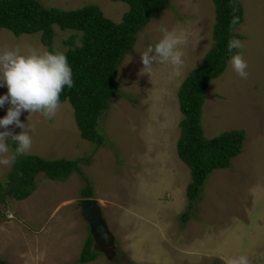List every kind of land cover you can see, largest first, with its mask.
<instances>
[{"label":"rangeland","instance_id":"374dc122","mask_svg":"<svg viewBox=\"0 0 264 264\" xmlns=\"http://www.w3.org/2000/svg\"><path fill=\"white\" fill-rule=\"evenodd\" d=\"M39 1L67 10L96 5L114 22L128 7L113 0ZM240 2L243 20L236 31L242 34L237 40L248 77L241 78L229 60L209 82L200 117L206 138L243 132L242 150L230 166L210 172L198 199L183 195L189 170L176 153L183 118L177 90L213 43L215 10L212 0H168L118 65L122 95L99 116L103 144L81 137L67 100L51 119L21 112V122L34 125L25 154L77 159L79 172L63 181L38 173L28 197L0 201V259L8 264H224L226 257L246 255L250 264H264V0ZM161 26L187 41L180 46L184 64L179 76L170 64L161 63L153 64L150 76L140 74L139 52L161 38ZM54 30L52 48L65 51L64 41L74 31ZM4 46L48 50L40 32L15 35L1 27L0 48ZM6 93V86L0 87V95ZM8 107H0V118ZM10 130L21 131L16 126ZM7 143L12 156L13 141ZM12 164H0L4 185ZM87 180L114 237L113 254L93 244L96 257L79 263L90 234L77 205ZM185 208L191 217L182 223L177 216Z\"/></svg>","mask_w":264,"mask_h":264},{"label":"trees","instance_id":"16d2710c","mask_svg":"<svg viewBox=\"0 0 264 264\" xmlns=\"http://www.w3.org/2000/svg\"><path fill=\"white\" fill-rule=\"evenodd\" d=\"M128 4L119 22L105 16L96 5H85L75 9L47 7L39 0H0V28H7L15 35L40 32V41L48 51H55L52 42L54 28L72 30L64 41L68 46L62 51L72 69L73 87L65 86L60 94V102L67 100L73 108L74 120L82 138L98 145L102 135L98 130L99 116L107 110L110 102L122 95L118 83V64L124 52L130 48L135 33L150 19L158 16L167 6L168 0H113ZM215 20L213 24V43L199 64L191 69L182 80L178 90V105L181 119L180 135L177 139V153L190 169L188 184L190 200L198 195L192 192L201 190L204 181L213 169L227 168L243 145L241 130H228L211 138H206L200 125L201 107L209 82L219 76L226 68L233 53L227 50L228 42L241 38L238 25L243 20V7L240 0H212ZM239 18L232 25V18ZM16 143L10 145L15 155ZM78 171V160L65 157L53 159L37 154L16 155L8 184L0 182V201L5 196L16 199L28 197L36 188L35 176L38 173L52 180L63 181L72 172ZM82 197L93 195L87 180L81 189ZM189 208L180 215L181 222L190 218ZM93 237L89 234L78 258L79 263L96 257L92 248ZM0 264H8L0 259Z\"/></svg>","mask_w":264,"mask_h":264},{"label":"clouds","instance_id":"9594fccd","mask_svg":"<svg viewBox=\"0 0 264 264\" xmlns=\"http://www.w3.org/2000/svg\"><path fill=\"white\" fill-rule=\"evenodd\" d=\"M152 19L136 31L130 48L124 52L121 60L125 53L132 49L137 34L140 38L141 31ZM238 21L239 18L234 16L231 23L235 25ZM159 31L162 33L161 38L154 45H149L142 52H139L140 60L143 65L140 69V74L146 73L150 76L153 71V64L161 63L170 64L173 67V75L179 76L184 64V53L180 46L186 44L187 41L174 29L169 30L161 26ZM240 48H242V44L239 40L233 38L228 42L227 50L229 53H233L234 49ZM130 60L131 57L128 56L126 62ZM230 64L241 78L247 79L248 72L246 69L248 65L239 52L230 56ZM73 84L72 69L66 55L60 51H48L43 48H28L27 50H22L19 46L11 48L4 46L0 48V87L6 86L7 88V93L0 95V107H3L6 103L9 105L6 115L0 118V127L4 129L0 131V164L7 166L15 159L16 155H23L31 149L32 138L29 133L34 131V125L21 122L19 119L21 112L27 111L29 115L40 113L46 119L53 118L61 107L60 94L65 86L72 88ZM10 126L19 127L21 131L19 133L13 132L10 130ZM9 140L15 142L17 145L15 148V155L13 156L8 155L9 145L7 141ZM185 165L187 166V164ZM188 170L189 180H191L189 167ZM189 180L186 182L187 184L183 192V195H187L188 198L189 194L187 187L190 182ZM192 192L200 197L202 187L200 191L196 192L193 190ZM182 212L177 216L179 222H181L180 215ZM188 220L182 223H187ZM180 227L181 230L185 229L184 225ZM95 242L96 241L93 239L94 245H96ZM111 248H113V245ZM224 264H250V261L246 255H239L226 257Z\"/></svg>","mask_w":264,"mask_h":264},{"label":"water","instance_id":"95a60500","mask_svg":"<svg viewBox=\"0 0 264 264\" xmlns=\"http://www.w3.org/2000/svg\"><path fill=\"white\" fill-rule=\"evenodd\" d=\"M77 205L94 241L100 240L105 248H111L114 237L102 215L98 200L94 197H81L77 200Z\"/></svg>","mask_w":264,"mask_h":264},{"label":"flooded vegetation","instance_id":"af4514ba","mask_svg":"<svg viewBox=\"0 0 264 264\" xmlns=\"http://www.w3.org/2000/svg\"><path fill=\"white\" fill-rule=\"evenodd\" d=\"M95 244H97V245H100V247H102L103 246V244L101 243V241L99 240V241H96L95 242ZM105 251H107L108 250V252L110 253V254H113V248H110V249H106V248H103ZM104 251V252H105Z\"/></svg>","mask_w":264,"mask_h":264}]
</instances>
